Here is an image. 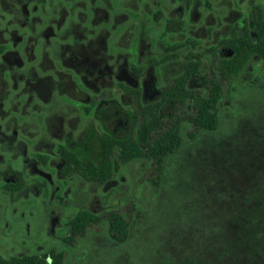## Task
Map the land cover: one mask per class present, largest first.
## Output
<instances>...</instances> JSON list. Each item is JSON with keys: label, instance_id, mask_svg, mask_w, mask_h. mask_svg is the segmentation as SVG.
I'll use <instances>...</instances> for the list:
<instances>
[{"label": "rangeland", "instance_id": "1", "mask_svg": "<svg viewBox=\"0 0 264 264\" xmlns=\"http://www.w3.org/2000/svg\"><path fill=\"white\" fill-rule=\"evenodd\" d=\"M117 1L110 9L115 27L107 39L112 40L113 49L108 46L107 53L99 52L95 56L97 66L112 65V78L97 74V87L81 89L59 68L49 67L56 81H51L49 99L42 103V108L29 107L23 113L21 108L13 113L2 111L12 121L16 119L18 124L27 125L33 133L29 145L32 158L25 169L28 185L14 194L0 189V256L47 255L56 249L66 252L64 264H163L162 252L171 259L192 249L199 238L210 234L209 225L217 223L218 218L211 217L213 210L206 206L209 201L203 193L213 195L215 190L237 188L232 183L235 179H228L230 175L213 176L208 158L216 155L219 147L205 146L201 140L197 144L186 143L180 154L168 160L166 179L159 189L148 180L147 160L120 165L114 179L107 184L87 181L79 174L66 178L60 175L61 144L80 143L93 155L102 132L117 127L116 114L106 118L110 103L101 105L99 117L92 114L95 108L92 105L96 104L92 100L99 99L96 94L103 90L98 89L102 83L112 91L108 98L119 101L124 108H130L133 96L122 84L141 88L144 103L156 101L161 98L160 86L182 73L191 59L199 56L206 71L215 69L226 54L220 43L222 38L230 36L233 28L243 23L253 3L264 5V0H197L190 7L177 0ZM158 12L164 17L156 21ZM167 17L184 22V29L176 31L173 37H163ZM172 42L177 43L176 57L154 65L151 60L169 53L167 46ZM253 80L257 84L247 86ZM198 82L195 79L193 85L199 86ZM224 86V97L219 104L221 128L214 134L203 131L206 144L211 137L232 132L239 119L246 120L264 110V61L254 57L247 72ZM11 95L9 91L0 92L2 100L11 99ZM89 96L92 100H88ZM70 98L78 103H72ZM80 103L91 106L90 113ZM197 148L202 149L199 158L194 156ZM37 154L46 155V163ZM187 156L198 159L196 165L191 160L175 165ZM81 209L135 213L130 240L115 243L107 235V224H102L90 228L70 246L64 240L68 233L66 222Z\"/></svg>", "mask_w": 264, "mask_h": 264}, {"label": "trees", "instance_id": "2", "mask_svg": "<svg viewBox=\"0 0 264 264\" xmlns=\"http://www.w3.org/2000/svg\"><path fill=\"white\" fill-rule=\"evenodd\" d=\"M182 22L170 20L168 30H181ZM220 43L226 54L215 69L206 71L199 56L191 59L182 73L161 87L159 100L144 103L140 89L124 86L133 96V102L129 109L115 103L119 110L117 127L102 132L93 155L82 145L79 149L61 150L65 160L63 173H78L99 184L111 182L120 165L147 160L148 180L159 189L166 179L168 160L180 154L186 143L197 144L201 140L205 146L219 147L216 155L208 158L213 176L223 178L226 173L230 175L228 179H235L232 183L237 188L212 190L213 195L203 193L209 201L206 206L213 210L211 217L218 218L217 223L209 225L210 234L199 238L192 249L171 259L162 252L163 264H264V110L246 120L239 119L232 132L211 137L208 144L201 135L203 131L214 134L221 128L219 104L224 97V83L247 72L254 57L264 61V5L253 3L250 15ZM172 56L164 54L157 61L163 64ZM195 79L199 80V86L193 85ZM255 84L253 80L247 86ZM201 150L197 148L194 156ZM194 156H187L175 165L190 160L196 165L198 159ZM39 157L46 159L44 155ZM134 214L130 210L96 213L81 209L67 220L69 233L65 241L74 246L90 228L107 224V235L112 241L127 243ZM65 260V251L52 249L47 255L25 253L0 257V264H64Z\"/></svg>", "mask_w": 264, "mask_h": 264}, {"label": "flooded vegetation", "instance_id": "3", "mask_svg": "<svg viewBox=\"0 0 264 264\" xmlns=\"http://www.w3.org/2000/svg\"><path fill=\"white\" fill-rule=\"evenodd\" d=\"M177 1L186 7L194 3L187 0ZM114 2L115 0H0V92L9 91L12 94L9 100L0 98V157H3L0 164L4 165L0 167V189L3 192L19 193L28 185L25 169L32 158L29 145L33 132L27 125L24 127L18 124L16 119L14 122L3 115L2 111L13 113L17 108H21L23 113L29 107L42 108V103L48 102L51 81L55 80V75L50 72L49 67L59 68L77 88L97 87V74L102 78L107 76L112 78V65L106 63L104 71L103 67L97 66L95 56L99 52L107 53L108 46L110 50L113 49L112 40L108 42L107 39L115 27L110 16ZM163 17L164 15L158 12L155 20L159 21ZM170 20L177 18H166L163 37H173L176 34L175 28L168 30ZM182 23L179 31L184 29V22ZM176 49L177 43H169L167 50L170 52L164 54L173 55L171 57L173 59L176 57L174 55ZM157 60L153 58L151 61L154 65H160ZM49 62L52 63L50 66ZM67 63L69 65L65 66ZM92 76L95 79H91ZM104 86L105 83H102L98 87L103 89L101 93L96 94L99 99L92 100L91 96L88 97L92 104L96 102L92 105L95 106L92 114L97 117L101 105L110 103L109 107H106L108 114L111 115L107 114L106 118H111L113 114L119 116V110L114 105L122 104L112 98L109 99L108 95L112 96V91ZM122 86L129 87L124 84ZM161 87L159 91L162 95ZM98 89L95 88L96 91ZM137 89L142 92L141 88ZM141 98L143 101V92ZM70 101L78 103L71 98ZM80 104L87 113H90L91 106ZM121 108L129 109L122 106ZM25 122L28 123L27 120ZM79 146L80 143L59 146L58 152L62 159L59 172L62 177H71L78 173L62 172L65 160L61 150L67 147L79 149ZM39 155L43 154H37L38 157ZM44 156L46 163L48 157ZM18 186L20 189H17Z\"/></svg>", "mask_w": 264, "mask_h": 264}]
</instances>
